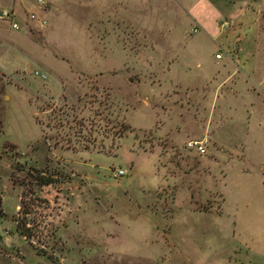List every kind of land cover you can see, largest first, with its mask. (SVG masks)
<instances>
[{"label": "rangeland", "instance_id": "rangeland-1", "mask_svg": "<svg viewBox=\"0 0 264 264\" xmlns=\"http://www.w3.org/2000/svg\"><path fill=\"white\" fill-rule=\"evenodd\" d=\"M203 1L55 0L48 28L34 9L0 24V264H264V187L241 176L264 144L233 146L259 79L206 81Z\"/></svg>", "mask_w": 264, "mask_h": 264}, {"label": "crops", "instance_id": "crops-1", "mask_svg": "<svg viewBox=\"0 0 264 264\" xmlns=\"http://www.w3.org/2000/svg\"><path fill=\"white\" fill-rule=\"evenodd\" d=\"M47 1L49 7L47 6L46 10L41 13L48 17L54 9L55 0ZM0 3L1 7L11 4V8L19 13L24 9H38L37 0H0ZM193 11L204 30L207 31L206 35L218 48L216 59L212 62L211 74L207 69V57H200L206 65L204 67L206 81L211 80L218 72L221 74L218 87L233 81L230 92L234 94L240 87L237 76L244 73L251 80L256 77L259 79L258 84L253 81L252 86L245 90L248 98L247 106L250 108L246 109V122L239 131L240 139L233 145L243 152L242 158H249L247 154L252 151L251 145L264 144V90L261 88L264 85V68H261L258 59L261 49V33L264 29V0H207L196 3ZM228 22L230 24L226 26ZM218 54L222 56L217 58ZM186 79L195 80L190 75L183 77V81ZM217 79L216 77L213 80ZM190 85L191 82L186 86ZM254 85H257L258 90ZM255 165L257 168L243 170L241 176L242 178H245L244 175L246 178H254L260 187H264V160L258 159ZM18 200L21 201V197ZM4 204L5 195L3 194L1 209L7 215ZM19 210L20 205H17V212Z\"/></svg>", "mask_w": 264, "mask_h": 264}, {"label": "built area", "instance_id": "built-area-1", "mask_svg": "<svg viewBox=\"0 0 264 264\" xmlns=\"http://www.w3.org/2000/svg\"><path fill=\"white\" fill-rule=\"evenodd\" d=\"M48 6L47 0H37V10L31 11L28 15V20L30 22L36 23L41 28H47L49 26L48 19L42 15L41 11L46 10ZM8 24L11 29L23 32L27 31L25 27V20H23L21 13L19 11L12 8H5L0 6V24ZM230 23L228 22L226 26ZM197 30V29H196ZM222 54H218L217 58H220ZM38 74V72H36ZM187 147L191 150H196L199 154L205 155L207 153V147L204 141L201 140H193L187 144ZM130 173V169H119L114 173L116 178L123 177ZM2 218V214L0 213V219Z\"/></svg>", "mask_w": 264, "mask_h": 264}, {"label": "trees", "instance_id": "trees-1", "mask_svg": "<svg viewBox=\"0 0 264 264\" xmlns=\"http://www.w3.org/2000/svg\"><path fill=\"white\" fill-rule=\"evenodd\" d=\"M128 129H129V128L126 127L125 124H123V125H122V129H121L120 133L117 135V137L122 138V137L124 136L125 132H126ZM52 182H53V181L50 180V179H43V183H45V184H50V183H52ZM1 205H2V196H0V213L2 214ZM207 210H208V209H207ZM0 221H1V219H0Z\"/></svg>", "mask_w": 264, "mask_h": 264}]
</instances>
